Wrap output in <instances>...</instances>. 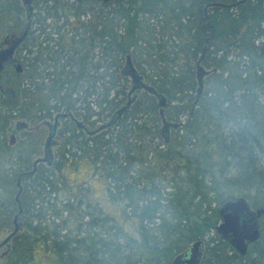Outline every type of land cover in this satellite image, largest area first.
<instances>
[{"label": "trees", "instance_id": "16d2710c", "mask_svg": "<svg viewBox=\"0 0 264 264\" xmlns=\"http://www.w3.org/2000/svg\"><path fill=\"white\" fill-rule=\"evenodd\" d=\"M237 1H33L14 54L21 71L7 63L0 72L3 221L16 212V177L37 151L27 133L5 142L9 121L70 113L87 131L108 124L87 136L59 119L51 165L20 177L16 237L42 249L36 264H169L196 240L200 264H264V215L244 256L213 231L224 201L264 209V0ZM25 10L0 0V45L25 29ZM126 56L165 99L164 121L182 124L166 143L150 94L140 90L118 114L131 85L120 75ZM197 61L205 75L192 107Z\"/></svg>", "mask_w": 264, "mask_h": 264}, {"label": "water", "instance_id": "95a60500", "mask_svg": "<svg viewBox=\"0 0 264 264\" xmlns=\"http://www.w3.org/2000/svg\"><path fill=\"white\" fill-rule=\"evenodd\" d=\"M23 6L27 7L26 19L28 20L32 11L30 3L33 0H20ZM246 0H238V4H243ZM210 7L220 6L223 7L222 4H210ZM232 5L224 6L226 8L231 7ZM203 16L207 19L206 8L203 10ZM28 23L24 31H22L19 35H8L5 36L2 40L1 45L3 48H0V72L4 68V64L7 62L12 63V68L16 75H18L21 71L20 64L13 58L14 51L19 46V44L23 41L26 31L28 29ZM203 57V51L200 54V60ZM199 60V61H200ZM199 61L195 64V75H196V98L194 100V104L197 102V99L202 90V79L205 75V72L200 68ZM121 76H126L130 79L131 85L127 92V100L123 108L118 111V114L122 112V110L129 107L132 102V99L135 97V94L140 90L150 94L157 100L158 107V115L161 121V129L159 130V135L162 137L163 141L166 143L168 140L169 129H176L180 127L181 123H166L163 119L162 108L165 105V99L156 93L154 89L148 85H145L138 77L134 67L131 64L130 58L126 56L124 65L120 71ZM134 93V94H133ZM71 120L77 130H83L87 136H93L98 132L102 131L104 128L108 126V124L100 125L98 128L93 131H87L81 125V123L75 120L70 113H57L54 115L52 122L42 121L41 125L46 127L47 136L44 139L42 145V153L41 157H37L32 161L31 170L26 173H20L15 180L16 193L13 196V201L16 205V213L13 217L14 228L10 234H15L20 225L16 224V220L21 213L20 203H19V193L21 192L20 186V177L24 175H31L35 172V168L38 164H44L46 166L51 165L53 155L51 152V148L55 147L57 142L54 140L56 136V130L58 128V120L66 119ZM28 128V124L24 121L16 122L13 130H9L8 132V145H14V134L18 131L26 130ZM216 214L218 217V223L213 228V231L217 238L227 244L235 253L239 256H244L248 250V246L251 244H255L260 237V229H259V219L264 214L263 209H251L247 201L242 197H237L233 200L224 201L216 210ZM9 236V237H10ZM203 253V243L200 240H196L191 243L187 249L183 252L176 254L169 262V264H200L201 257Z\"/></svg>", "mask_w": 264, "mask_h": 264}, {"label": "flooded vegetation", "instance_id": "af4514ba", "mask_svg": "<svg viewBox=\"0 0 264 264\" xmlns=\"http://www.w3.org/2000/svg\"><path fill=\"white\" fill-rule=\"evenodd\" d=\"M33 1H35V0H33ZM33 1L30 3V6L32 5ZM23 7H25V9H26L24 15H25V20L29 26V19L28 20L26 19L27 7L26 6H23ZM27 23L25 24V28H26ZM28 30H29V27L26 31V34H27ZM1 47L3 48V45H0V48ZM15 51H14V54H15ZM13 58H14V55H13ZM7 63L10 64L12 67V63H10V62H7ZM7 63H5V64H7ZM53 117L54 116H52V120H53ZM58 126H59V120H58ZM57 130H58V128H57ZM57 130H56V133H57ZM251 209H253V208H251ZM257 209H262V208H257ZM253 210H255V209H253ZM15 213L10 217L9 221L4 222L3 220H5L6 216L0 210V214H2V215H0V264H31L32 262H34L32 264H36L35 261H37L36 260L37 257H38L39 261H41L42 258L44 259V255H41L42 249L32 247L31 244L29 243V240H26V239L22 240L21 238L16 237L17 235L22 234L23 229H24L23 224L19 220V216L16 220V224H19L20 228L15 234H12L10 236V234L14 228V225H15L13 223V217H14ZM263 215L259 219V229H260V223H261V220L263 218ZM252 245L253 244L249 245L248 248L251 247ZM31 250L33 252H35V255L30 254Z\"/></svg>", "mask_w": 264, "mask_h": 264}, {"label": "rangeland", "instance_id": "374dc122", "mask_svg": "<svg viewBox=\"0 0 264 264\" xmlns=\"http://www.w3.org/2000/svg\"><path fill=\"white\" fill-rule=\"evenodd\" d=\"M20 120H11L8 122V124L5 126L4 130H3V134H4V139L5 142L8 143L9 137H8V132L9 130H13L14 125L16 122H19ZM44 121L47 122H51L52 119H45ZM22 133H27L29 135H31L35 141L36 144V154H35V158L37 157H41V153H42V145L44 142L45 137L47 136V129L46 127H44L43 125H41V122H38L36 124H32V125H28V128L26 130H22V131H18L16 132V134L14 135V144H16L19 141V138L21 136ZM54 140L57 142V138L55 136ZM55 147L51 148V152L52 155L54 156L55 153ZM80 171V170H79ZM92 189H94L96 194H99V189L101 187V185L98 182H95V180L92 181L91 183Z\"/></svg>", "mask_w": 264, "mask_h": 264}, {"label": "clouds", "instance_id": "9594fccd", "mask_svg": "<svg viewBox=\"0 0 264 264\" xmlns=\"http://www.w3.org/2000/svg\"><path fill=\"white\" fill-rule=\"evenodd\" d=\"M126 231L131 232V227L130 226H126Z\"/></svg>", "mask_w": 264, "mask_h": 264}]
</instances>
